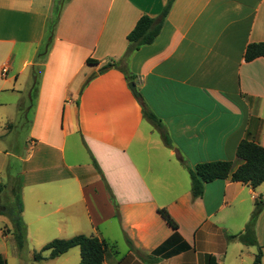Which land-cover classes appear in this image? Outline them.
Returning <instances> with one entry per match:
<instances>
[{"label":"crops","instance_id":"1","mask_svg":"<svg viewBox=\"0 0 264 264\" xmlns=\"http://www.w3.org/2000/svg\"><path fill=\"white\" fill-rule=\"evenodd\" d=\"M166 3L0 0V131L14 124L3 109L19 113L34 89L30 120L14 124L28 130L25 237L30 227L45 241L95 236L115 251L103 264H207L208 256L253 264L258 248L264 264V209L256 246L228 239L264 199V183L215 180L193 198L188 172L204 162L239 165L243 139L264 147V58H243L264 42V0H174L153 42L127 55L138 20L158 18ZM49 24L51 45L38 58ZM107 64L115 66L101 72Z\"/></svg>","mask_w":264,"mask_h":264},{"label":"trees","instance_id":"2","mask_svg":"<svg viewBox=\"0 0 264 264\" xmlns=\"http://www.w3.org/2000/svg\"><path fill=\"white\" fill-rule=\"evenodd\" d=\"M173 1L174 0H167L166 6L158 18L151 19L147 16H142L138 20L134 29L127 36V41L129 43L127 55L141 46L148 45L153 42L155 37L160 32L163 21ZM53 27V24L47 25L45 39L37 55L38 58L44 57L48 52L53 38ZM260 57L264 58V42L249 44L243 54V58L246 62L253 61L254 59ZM92 62L93 60H87V63ZM113 66L115 65L107 64L103 66L100 71H107ZM143 114L153 125L158 126L159 121L154 115L146 109H144ZM161 136L165 145H169L170 142L168 137L164 133H162ZM236 158L239 162H241L237 166L231 161H212L199 163L193 168H189L188 172L191 182L192 197H201L204 185L215 180L230 179L232 182H239L248 185L253 189L264 183V147L254 141L243 139L237 146ZM94 165L96 166L95 163ZM17 197L20 198V195L18 194ZM262 209H264V199L259 198L254 203V209L244 230L237 235L228 236V239L230 240L236 238L245 246H256L254 227L256 219ZM21 211V203H19V211L17 215L9 216L3 208L0 211V213H5L11 221L12 235L18 248L23 247L26 235V225L21 218ZM158 212L165 222L174 231H176L178 226L168 212L165 209H159ZM72 248L79 249V264H103L108 255L115 253L113 246L105 240H101L95 236H86L83 234L76 235L65 240L55 239L47 243L41 249V252L49 251V259H56L67 253ZM40 253L35 254V259L42 258ZM261 258L262 250L261 248H258L253 264H261ZM149 261L154 262L155 260L149 258ZM0 264H6V260L1 255ZM207 264H216L215 258L213 256H208Z\"/></svg>","mask_w":264,"mask_h":264},{"label":"rangeland","instance_id":"3","mask_svg":"<svg viewBox=\"0 0 264 264\" xmlns=\"http://www.w3.org/2000/svg\"><path fill=\"white\" fill-rule=\"evenodd\" d=\"M30 92L29 97L25 98L24 109L19 113L16 112V108L3 109L4 116L10 117L8 123L13 122L15 124L18 121L30 120L34 89L31 88ZM14 124L12 129L8 128L0 131L2 136L0 138V211L3 208L9 216L18 214L19 203H21L23 209L19 189L21 159L25 157L26 147L29 145L27 143V125L19 124L15 126ZM18 194L20 198L17 197ZM6 214L0 213V255L6 260V264H79L78 248L70 249L57 259H48L49 252H41V249L51 240L45 241L42 235L39 237L33 236L34 227H30L29 236L28 238L25 237L23 247L18 248L12 235L11 221ZM126 246L122 243L119 244L120 257L123 256ZM37 253L41 254V259H35ZM244 259L246 261L243 264H249V260Z\"/></svg>","mask_w":264,"mask_h":264},{"label":"water","instance_id":"4","mask_svg":"<svg viewBox=\"0 0 264 264\" xmlns=\"http://www.w3.org/2000/svg\"><path fill=\"white\" fill-rule=\"evenodd\" d=\"M128 87H129V89L131 90L132 94H133L135 97L138 98V97H139V93L137 92L134 83H132V82L129 83V84H128Z\"/></svg>","mask_w":264,"mask_h":264},{"label":"built area","instance_id":"5","mask_svg":"<svg viewBox=\"0 0 264 264\" xmlns=\"http://www.w3.org/2000/svg\"><path fill=\"white\" fill-rule=\"evenodd\" d=\"M7 73V69L6 68H3V70H2V74L4 75V74H6Z\"/></svg>","mask_w":264,"mask_h":264}]
</instances>
